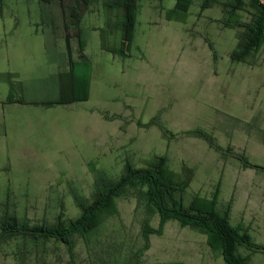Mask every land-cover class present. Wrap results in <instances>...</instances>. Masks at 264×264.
Segmentation results:
<instances>
[{
  "label": "rangeland",
  "instance_id": "rangeland-1",
  "mask_svg": "<svg viewBox=\"0 0 264 264\" xmlns=\"http://www.w3.org/2000/svg\"><path fill=\"white\" fill-rule=\"evenodd\" d=\"M114 2L0 0V44L21 46L26 60L35 53L39 65L48 59L64 67L71 57L66 39L72 35L74 72L79 83H89L93 70L88 105L96 109L93 141H84L86 118L76 119L72 142L65 137L55 145L65 149L58 158H49L55 147L42 139V127L19 149L14 140L17 184L13 191H0V220L5 211L30 224L76 219L83 211L76 196L94 200L99 172L117 181L126 163L144 168L167 156L175 178L188 182L184 202L218 191L219 211L251 238L238 246L246 264H264V169L242 163L246 157L251 165L264 166V43L250 56L253 63L231 58L245 25L258 13L253 1L217 0L203 8V0H193L180 21L166 18L176 0H136L134 32L122 27L126 10L110 6ZM231 4L238 5L242 23L236 27L226 24ZM70 13L79 15L76 25ZM123 38L125 56L112 51L121 48ZM78 42L80 50L81 42L86 44L82 58L76 55ZM86 58L88 66L81 62ZM38 148L47 151L38 154ZM146 188H129L117 197V212L93 233L74 235L72 250L54 238L0 237V264H227L207 234L177 220L152 234L144 249L146 219L153 227L160 223L159 212L148 210Z\"/></svg>",
  "mask_w": 264,
  "mask_h": 264
},
{
  "label": "trees",
  "instance_id": "trees-1",
  "mask_svg": "<svg viewBox=\"0 0 264 264\" xmlns=\"http://www.w3.org/2000/svg\"><path fill=\"white\" fill-rule=\"evenodd\" d=\"M44 3L52 4L61 0H41ZM76 3L88 6L92 0H75ZM217 0H203L202 7L208 8ZM258 10L256 16L251 22L245 25V29L240 34V43L232 51L231 58L235 61L253 63L250 56L264 43V4L260 0H252ZM193 0H176L173 8L166 12V18L169 20H185L188 10ZM124 7L126 10L122 27L125 30L134 32L136 23V0H115L110 6ZM229 17L226 24L229 27H236L240 24V14L237 13V4H231ZM74 11V10H72ZM67 12V11H65ZM68 15V13H67ZM66 15V16H67ZM70 18H76L73 25L79 22V15L70 13ZM75 16V17H74ZM77 16V17H76ZM67 21V20H66ZM71 22V21H70ZM67 24V23H66ZM68 27L71 24H67ZM77 27V26H75ZM68 31H71L67 28ZM78 31L79 28H76ZM80 34V33H79ZM70 36L67 37L68 49H71L69 43ZM81 40V39H80ZM126 44L125 38L122 39L121 48L112 50L122 56H125ZM85 43L81 42V49L85 48ZM89 84V83H88ZM88 95L72 98L71 100H86ZM9 101H21L22 98H15L13 93L8 98ZM67 100L62 98L58 101H50L45 104L65 103ZM199 130V129H198ZM199 136H204L212 140L211 134L203 131H195ZM242 163L245 167L263 168L264 166L253 164L242 157ZM122 176L113 181L105 178L103 173H98L96 178V190L94 200L91 203L83 201L80 196H76L79 205L82 207V213L76 219L69 221L60 219L53 224H30L28 220H22L18 215L11 211H5L4 218L0 220V237H13L21 235L34 240H48L54 238L73 249V236L81 234L87 236L95 231L103 220L117 212L116 198L125 194L129 188L147 186L145 197L149 212H159L160 223L158 227H153L146 219L143 224V236L145 240L144 249L150 245V236L152 234H161L165 224L170 220H177L182 226H189L202 233L207 234L208 242L214 250L220 251L227 264H246V258L239 252L238 246L242 243H251V238L247 233H241L238 228L232 226L229 217L222 214L218 207V191L212 198L195 195L188 204L184 202L183 194L187 187L185 179L177 180L173 171L169 169L167 156H158L151 160L147 167L136 168L132 163H126ZM179 194V196H178Z\"/></svg>",
  "mask_w": 264,
  "mask_h": 264
},
{
  "label": "crops",
  "instance_id": "crops-1",
  "mask_svg": "<svg viewBox=\"0 0 264 264\" xmlns=\"http://www.w3.org/2000/svg\"><path fill=\"white\" fill-rule=\"evenodd\" d=\"M67 47V53L71 57L61 64L51 62L46 59L45 63L39 65L36 61L38 54L32 53L31 57L26 60L24 56L28 53L21 46L13 45L11 47L0 44V191H13L11 188L17 184L13 172L14 160V140L18 141L17 148H21V142L32 140V136L40 130L43 140L47 139L49 144H53L55 149L54 156L49 158H58L56 155L65 153L63 147H56L57 143L62 142L65 137L73 139V130L79 127L76 119H85L82 121V132L86 131L84 141H93L95 136V107L89 106L88 103L92 96L93 87V70L91 71V81L88 83H79L76 76L75 67L77 61L74 60L75 50L70 51ZM86 49V46H85ZM85 49L80 50L79 42L76 55L83 57ZM61 54V53H60ZM45 56V54L43 55ZM82 63L88 66L89 60L82 59ZM41 72V74H39ZM52 79L53 85H42V79ZM41 79L40 81H37ZM67 82V87H66ZM87 84V85H86ZM82 86L81 90L78 88ZM57 87H60L57 93ZM13 92L15 98H22L21 101H9L8 98ZM81 93V94H79ZM86 100H71L80 96H87ZM65 98V103L45 104L50 101H58ZM80 105L81 107H78ZM91 119L92 132H89V120ZM64 120H71V125H64ZM85 125V127H84ZM65 130V131H64ZM71 130V131H70ZM90 136V137H89ZM92 138V139H91ZM64 141V140H63ZM76 144V143H75ZM84 144V143H81ZM62 146V145H60ZM46 149L38 148V154H45ZM20 153V151H19Z\"/></svg>",
  "mask_w": 264,
  "mask_h": 264
},
{
  "label": "water",
  "instance_id": "water-1",
  "mask_svg": "<svg viewBox=\"0 0 264 264\" xmlns=\"http://www.w3.org/2000/svg\"><path fill=\"white\" fill-rule=\"evenodd\" d=\"M264 4V0H260Z\"/></svg>",
  "mask_w": 264,
  "mask_h": 264
}]
</instances>
